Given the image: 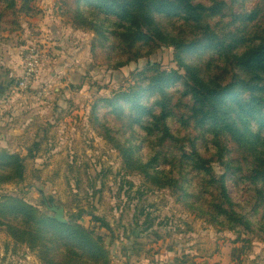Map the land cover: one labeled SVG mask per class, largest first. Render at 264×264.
Masks as SVG:
<instances>
[{
    "label": "rangeland",
    "instance_id": "rangeland-1",
    "mask_svg": "<svg viewBox=\"0 0 264 264\" xmlns=\"http://www.w3.org/2000/svg\"><path fill=\"white\" fill-rule=\"evenodd\" d=\"M133 1L132 9L139 10L134 21L150 20L168 43L154 41L142 51L152 53L114 68L105 58L112 35L131 33L129 16L127 24L115 17L129 1L17 0L19 29L0 30V153L23 160V182L0 183V198H18L46 217L54 214L44 203L53 204L65 223L90 227L103 238L110 264L117 246H123L122 255L128 251L126 240L138 248L162 240L167 250L181 241L187 253L175 262L184 264H264V129L257 124L264 107L252 102L244 86L235 87V97L217 96L213 108L200 104L172 47L176 40L187 43L179 58L185 56L187 69L216 86L237 82L236 75L246 80V66L234 69L264 31V0H189L190 13L177 9L181 4L163 9L162 0H146L154 5L142 10L145 3ZM195 17L194 24L188 20ZM134 33L141 41L146 28ZM31 49L37 64L27 77L24 58ZM147 64L167 75L174 71L191 88L146 83L135 95L145 109L133 117L120 112L125 104L113 109L103 102L128 93ZM256 74L247 87L253 92L264 84ZM187 108L189 133L181 122ZM248 108L250 115L242 114ZM151 116H174L175 122L149 126ZM218 147L222 157L211 164L213 176L225 177L230 209L252 231L224 227L218 187L197 168ZM7 178L0 163V182ZM198 254L208 260L195 261ZM0 264L41 263L0 230Z\"/></svg>",
    "mask_w": 264,
    "mask_h": 264
},
{
    "label": "trees",
    "instance_id": "trees-1",
    "mask_svg": "<svg viewBox=\"0 0 264 264\" xmlns=\"http://www.w3.org/2000/svg\"><path fill=\"white\" fill-rule=\"evenodd\" d=\"M33 1V0H29ZM124 8L121 10V14L116 16V19L123 24H127V16H129L132 25L131 33L124 35L123 38H119L116 35H112V40L115 39L113 45L110 46L108 57L105 58L106 63L110 67L121 68L129 65V63H135L138 59L143 58L152 51H147L142 54V51L146 47L152 45L155 42L168 43L167 40L160 37V34L152 27L150 20L141 18L139 21H134L139 10L132 9V0H127ZM17 0H0V30L2 31H15L19 29V17L16 11ZM140 3H145L142 10L153 7L154 4L148 3L146 0H135L133 4L137 6ZM66 3L64 2V5ZM163 9L174 8L177 4H181L182 7H177L181 11L191 12L194 10L190 1L188 0H162L161 2ZM200 8L199 5L195 6V9ZM193 24L196 23L197 19L190 18ZM134 28L140 30L146 28V34H140L141 41L136 39ZM127 40H125V39ZM142 43V44H141ZM141 44L138 48L137 45ZM188 44H190L188 42ZM116 45V46H115ZM187 46V43H180L179 40L172 43V47L176 51V59L178 60V67L187 70L188 77L191 79L194 88L190 90V94L200 104L213 108L217 96L235 97L237 90L235 87L244 86V91L248 92L252 97V102H255L259 106L264 107V84L258 88L257 92H253L254 88L247 89L249 83L255 78H259L256 72H260L264 79V31H259V39L250 48L249 52L241 59V64L237 65L238 69L240 66H246L249 72L246 80L236 75L238 81L223 84L224 86L214 85V80H207L206 78H199V76L193 71L192 68L187 69L189 60L185 56H182L183 47ZM156 47V46H155ZM136 49L141 54H136ZM94 52V50H93ZM202 61H199L201 63ZM185 64L184 66L182 64ZM221 65L214 63L216 72L221 71L218 69ZM233 70V71H234ZM252 72V73H251ZM163 76H170L167 80L163 79ZM182 76L176 74L174 71L170 75L160 72L155 64H147L134 80L132 79L134 86H132L128 93L115 94L113 98L103 99V102L110 108L116 109L121 103L125 104L121 113H130L133 117L142 107L145 109V102L137 100L135 97L138 88L149 83L150 87L153 85H159L157 89H160V83L171 82L182 84L185 88H191L182 80ZM216 81L217 78H215ZM192 85V84H191ZM160 91V90H159ZM123 100V101H120ZM188 114L182 118V123L187 125L185 130L189 133L192 125L189 124V120L192 119L190 109ZM251 108H248L247 112L242 111V114L250 115ZM240 117L237 116L236 120ZM148 119H151L150 121ZM172 119L167 120L166 117H154L147 118L146 124L154 126L157 124L165 125L167 121L174 123ZM260 128L264 129V119L257 121ZM162 138H156V143H159ZM185 141H189L187 137L183 138ZM222 157V152L218 147L217 152L214 149L213 153H210L205 160H200L197 168L200 169L201 176L204 177L206 182L218 187L220 210L225 215L222 219L226 222L225 228L233 231L234 233L240 232L239 225H242L246 231L249 227L243 223L242 217L238 216L234 210L230 209V200L226 194V187L223 184L224 176L217 180L213 176L212 163H215V159L219 160ZM0 163L3 164L4 168L8 170L9 178L4 179L1 184L9 182L22 183L23 180V160L18 155H9L4 152L0 153ZM92 221H96L99 228H104L105 224L100 219L94 218ZM151 226H147V230ZM0 230H4L5 233L18 244H23L34 254L37 255V259L41 264H110V254L107 251V245L101 236H99L94 229L86 228L78 225L74 222L68 221V223L61 224L55 219L46 217L39 210L33 206L28 205L24 201L18 198H12L10 196H3L0 198ZM245 231V230H243Z\"/></svg>",
    "mask_w": 264,
    "mask_h": 264
},
{
    "label": "crops",
    "instance_id": "crops-1",
    "mask_svg": "<svg viewBox=\"0 0 264 264\" xmlns=\"http://www.w3.org/2000/svg\"><path fill=\"white\" fill-rule=\"evenodd\" d=\"M161 242L162 240H154L150 245L138 248L136 245L133 246L126 240L125 243L127 245L129 244L130 248H128V251L122 255L121 250L119 249L123 248V246H117L115 257L113 258L114 262H112V264H184L181 262H175V259L182 255V253H187L186 250L182 251L180 249V247H184L183 244H181V241L178 244H174L175 246H173L170 250L165 248L166 242L164 243V246L161 245ZM152 247H154V250L149 251ZM141 249L143 250L141 251ZM207 257L208 256L205 254H198L195 261H205L208 260ZM189 264L194 263L191 262Z\"/></svg>",
    "mask_w": 264,
    "mask_h": 264
},
{
    "label": "built area",
    "instance_id": "built-area-1",
    "mask_svg": "<svg viewBox=\"0 0 264 264\" xmlns=\"http://www.w3.org/2000/svg\"><path fill=\"white\" fill-rule=\"evenodd\" d=\"M37 64L36 61V53L34 50H29L24 58V66H25V70L27 72L26 76H30L31 73L34 72V68ZM27 84V78L23 79V81L19 84V86L21 88L25 87Z\"/></svg>",
    "mask_w": 264,
    "mask_h": 264
},
{
    "label": "water",
    "instance_id": "water-1",
    "mask_svg": "<svg viewBox=\"0 0 264 264\" xmlns=\"http://www.w3.org/2000/svg\"><path fill=\"white\" fill-rule=\"evenodd\" d=\"M44 205L46 206V208L48 210H50V212H52L54 214V217L49 216V218L55 219L56 221H58L61 224L65 223V221L62 218V213L58 207L54 206L53 204L48 205L46 202L44 203Z\"/></svg>",
    "mask_w": 264,
    "mask_h": 264
}]
</instances>
